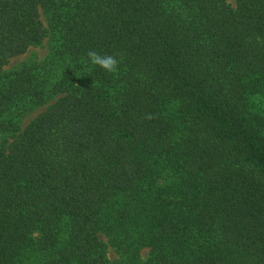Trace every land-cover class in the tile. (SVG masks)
<instances>
[{
  "label": "trees",
  "instance_id": "obj_1",
  "mask_svg": "<svg viewBox=\"0 0 264 264\" xmlns=\"http://www.w3.org/2000/svg\"><path fill=\"white\" fill-rule=\"evenodd\" d=\"M228 1L0 0V264H264V0Z\"/></svg>",
  "mask_w": 264,
  "mask_h": 264
},
{
  "label": "rangeland",
  "instance_id": "obj_2",
  "mask_svg": "<svg viewBox=\"0 0 264 264\" xmlns=\"http://www.w3.org/2000/svg\"><path fill=\"white\" fill-rule=\"evenodd\" d=\"M230 5L234 6L233 0L228 1ZM50 43L45 40L41 45L30 46L25 52L16 55L9 59V61L3 67V72L9 73L17 69L22 64H37L41 63L46 59L49 54ZM55 99V98H54ZM54 99L48 101L47 103L29 110H25L20 119V126L24 127L30 120L36 117L40 112H42L45 107L54 101ZM253 109L261 114H264V99L259 97H254L252 100ZM5 134L0 132V145L6 138ZM148 254V249H143L141 251L142 259H145ZM109 257L115 258L114 252L108 248ZM41 256L34 251H27L21 257V264H40Z\"/></svg>",
  "mask_w": 264,
  "mask_h": 264
},
{
  "label": "clouds",
  "instance_id": "obj_3",
  "mask_svg": "<svg viewBox=\"0 0 264 264\" xmlns=\"http://www.w3.org/2000/svg\"><path fill=\"white\" fill-rule=\"evenodd\" d=\"M86 56L91 64L100 67L107 73H116L118 71V65L121 62L116 58V55H101L95 50H88ZM146 118L152 119L153 117L149 114Z\"/></svg>",
  "mask_w": 264,
  "mask_h": 264
}]
</instances>
